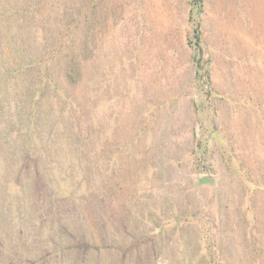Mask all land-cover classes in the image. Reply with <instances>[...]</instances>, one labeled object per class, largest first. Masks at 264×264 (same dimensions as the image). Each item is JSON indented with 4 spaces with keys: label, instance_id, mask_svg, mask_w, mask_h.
<instances>
[{
    "label": "rangeland",
    "instance_id": "obj_1",
    "mask_svg": "<svg viewBox=\"0 0 264 264\" xmlns=\"http://www.w3.org/2000/svg\"><path fill=\"white\" fill-rule=\"evenodd\" d=\"M19 8L24 22L10 28H36L54 46L49 76L77 103L78 127L96 138L97 165L91 147L81 166L64 163L70 151L48 157L44 98L30 101L35 88L20 96L14 123L26 127L33 116L40 140L22 164L11 157L28 148L22 139L0 148V264L13 255L22 264H264V0H33ZM7 36L5 51L17 42ZM64 52L81 66L73 82L59 72ZM56 133L53 144L63 140ZM35 170L86 180L46 188L41 180L20 211L3 197L20 199L22 177ZM61 223L73 232L66 246L54 233H64Z\"/></svg>",
    "mask_w": 264,
    "mask_h": 264
},
{
    "label": "trees",
    "instance_id": "obj_2",
    "mask_svg": "<svg viewBox=\"0 0 264 264\" xmlns=\"http://www.w3.org/2000/svg\"><path fill=\"white\" fill-rule=\"evenodd\" d=\"M27 2L33 4V0H18V2L17 0H0V36L2 37L8 35L6 41L10 39H13V41H17L16 43L14 42L15 44L12 43L10 45H5L6 51L4 49V46L0 45V59L3 60L0 62V148H7L8 150H11L12 145H14L15 143L14 139H22L24 142V147L28 146V148L26 147L24 149L25 153H23L24 151L22 152V154H20L19 152L14 153V150L11 151V157L15 160L17 159L20 164H22L23 162V156H26L27 159H30V153H33V151H35L34 149L29 147L31 146V143L33 144V140H40V138L34 135L35 129H38V127L36 126V124L35 127L34 125H32L33 116L29 117L26 127H20L16 122V124L14 123V113L20 116V108L24 109L23 105H21L23 102L21 101L20 96L29 94V89L35 88L36 91L32 94L33 96H31L30 101H32L35 96L37 98L39 96H42V100L44 98L43 107H45L46 112L48 113V115H50L47 116L48 120L47 124H45L46 127L47 125L49 126L50 130L46 134H43V139L45 142L47 141L50 147H54V149L50 148V155L47 156L51 157L53 161H57L59 159H62L57 154L59 153V151H70V158L68 161H64V163H68L72 166L74 164L81 166V164L84 163L81 155L83 156L86 148L89 149V147H91V151H89V154L91 153L92 159L95 163L94 170H96V155L92 152V146L95 148L94 143L96 142V138L91 135L86 136L84 130L81 127H78L79 125H77L76 123L78 122V120H81L82 117L79 113V107L75 106L77 105V103L75 102L72 104V99L70 101V96H67L65 92L63 94L64 89L59 84V81L51 80L49 76L47 64L50 63L48 59L51 60L55 58L53 52L55 49L54 46L51 43H48V38H43L38 33L36 28H10L12 26V22H15L16 20H18L20 24L24 22L23 18H25V16L24 11L22 10L24 8L19 7H25L27 5ZM24 35L25 37L30 39L31 43L25 42L20 44V40ZM57 35L59 36L61 42L64 41L65 37L63 36V31L61 33H58ZM198 42L199 40L198 38H196L194 43V46L196 48L198 46ZM72 45L73 42L69 47L66 48L67 54H69L70 47ZM80 47L81 45L79 46L78 44H75L76 54H79ZM61 56L62 58L59 61L61 63L59 72H61L63 78L70 79V82L74 81L73 78L75 76L77 77V79H79L81 70L80 63L77 60H72L69 58L66 59V52H64V54L61 53ZM34 74H36L35 77H37L38 79L34 80ZM25 81H28L29 84L26 85ZM24 84L26 85L25 87ZM20 85H23L22 89H19ZM14 97L18 98L17 102L14 100ZM9 98H12L13 100ZM14 101L16 103V107L15 105H13ZM32 103L33 105L31 107V111H35L38 103L37 101ZM72 106L75 107L74 109H76L77 112H73L71 110ZM54 115L58 116V119L54 117ZM55 129H58L59 131V133H56L55 135L63 139L61 143H55L56 145L52 143L53 131ZM69 133L71 136H69ZM82 135H85L86 137ZM80 136L83 137V141H81ZM4 137L6 139L2 143L1 141ZM71 138L73 139L69 142L68 140ZM65 140H67L66 143ZM53 163L55 164V162ZM64 178L65 180H62ZM22 180L24 184L21 186L19 185L18 187L21 193L20 199L18 198V200H16V198H13L10 193L5 194L3 197L5 201L7 203H11V205L14 201H17L20 205V211H23L27 207L26 196L30 195V191H34L35 189L39 188L37 187V185L40 184L39 181L42 180L44 184L38 186H43L49 181L51 182L50 184L54 186V184L60 185V183L68 182V180H71L76 184H78L77 182H80V184H82L86 180V178L81 172H76L72 176L60 174L50 179V177L42 176L35 170L32 176H23ZM43 188L46 187L43 186ZM69 189L70 188L66 186L68 195L74 196V194L71 192L73 186H71L70 190ZM92 189L97 190L96 186H93ZM57 198V195H55L52 199ZM72 198L75 199L74 197ZM75 200L77 201V199ZM78 200L81 202L84 201L81 198ZM61 224L63 225L64 233L61 234L59 231H57L58 229L56 227L54 228V233H58L57 236L59 238L63 237L64 240H62L61 243L66 246L70 242V239L74 238L73 232L70 229L69 224ZM81 241L86 246V239ZM81 241L77 240L76 243H82ZM23 261L25 262L27 260L15 259L13 255V257L9 259L8 264H22Z\"/></svg>",
    "mask_w": 264,
    "mask_h": 264
}]
</instances>
